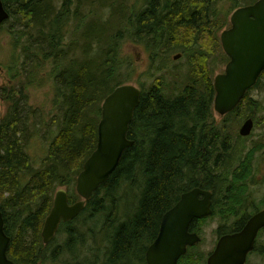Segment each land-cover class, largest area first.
Returning <instances> with one entry per match:
<instances>
[{
	"label": "trees",
	"instance_id": "obj_1",
	"mask_svg": "<svg viewBox=\"0 0 264 264\" xmlns=\"http://www.w3.org/2000/svg\"><path fill=\"white\" fill-rule=\"evenodd\" d=\"M2 1L19 33L10 36L11 41L15 49L21 47L15 67L6 68L7 84L0 87V101L8 104L7 113L0 115V199L9 194L0 204L15 264H145V251L158 234L163 214L193 188L215 194L213 217L219 218V236L240 231L264 208V200L254 204L244 190L248 183H241L252 178L254 157L264 156V148H245L247 139L230 132L236 122L255 117L259 106L250 93L264 73L239 106L216 124L209 48L211 36L217 40L216 33L226 25L217 0ZM242 1L250 5L257 0ZM131 4L136 5L127 6ZM122 9L130 11L128 17ZM119 22L123 26H117ZM127 42L142 45L156 71L161 70L155 67L159 52H180L188 60V72L179 80L181 85L156 82L144 88L135 81L142 96L127 135L133 145L81 215L60 226L63 243L42 249L40 228L56 187L68 186L69 203L79 200L74 182L97 143L101 110L94 104L133 81L130 70L122 72L120 46ZM48 79L56 84L54 108L61 114L54 119L46 157L34 167L26 152L27 116L19 106L26 96L20 94ZM128 191L132 204L117 194ZM204 221L192 223L194 232L199 233L197 226ZM90 222L93 226L85 229ZM196 249H188L179 264L203 262L194 258Z\"/></svg>",
	"mask_w": 264,
	"mask_h": 264
},
{
	"label": "water",
	"instance_id": "obj_2",
	"mask_svg": "<svg viewBox=\"0 0 264 264\" xmlns=\"http://www.w3.org/2000/svg\"><path fill=\"white\" fill-rule=\"evenodd\" d=\"M8 17L0 0V24ZM230 24L231 28L220 36L229 63L224 73L214 78L213 109L219 116L233 111L264 71V0L236 10ZM139 97V90L127 85L116 88L104 100L97 127L96 149L77 177L76 191L84 200H88L93 191L109 178L125 150L133 145L127 139V132L139 105ZM252 129L253 121L247 119L238 134L246 138ZM211 205L208 191L193 189L182 194L175 206L163 216L159 235L146 252L147 264H177L178 259L186 253V248L200 241L196 234L188 232L190 224L209 217L212 214ZM83 207L82 201L69 207L65 193L58 192L41 232L43 243L49 244L60 223L75 218ZM261 229H264V210L250 217L239 232L219 238L206 264H245ZM8 242L0 213V264H13L6 258Z\"/></svg>",
	"mask_w": 264,
	"mask_h": 264
},
{
	"label": "rangeland",
	"instance_id": "obj_3",
	"mask_svg": "<svg viewBox=\"0 0 264 264\" xmlns=\"http://www.w3.org/2000/svg\"><path fill=\"white\" fill-rule=\"evenodd\" d=\"M116 1L118 0H108L109 3H114ZM123 1L126 2L127 0ZM133 5L135 6L136 4L127 6ZM242 5H244L242 0H217V8L219 12L224 13L226 25L225 27H221L220 30L216 33L217 40H215L213 36H211V44L209 50L212 53L210 54V58L212 60L214 58V62L211 65V68L213 70L212 79H214V77L217 75L223 74L225 66L227 65V60L222 57L221 50L218 46L219 38L224 31L228 30L230 17L238 9H236V7L240 6L239 8H241ZM123 13H126L127 17L129 16V11L122 9V14ZM218 22L222 24V17H220ZM118 24L119 25L117 26H123V23L121 22H119ZM15 31V19L6 22V24H4L0 29V87L4 86V84H7L9 79L6 68L14 67V59H16V56L18 59L19 54H21V47L19 46L18 49H15V47H13L14 45H12L14 41H11L10 38V36L13 37L14 34L19 35V33H15ZM25 42L26 41H22V46L25 44ZM36 45V43L31 44V46L34 47ZM33 52L35 53V50H33ZM178 53L181 54L180 52H172L171 54H164L163 52H159L158 62L156 63L155 67L160 68L161 70L156 71L152 70L150 67V61L145 48L142 45H135L133 43L127 42L120 46V57L123 63L122 72H124L126 69L130 70L131 73L129 74H131V80H133V82L128 84H132L136 87H138V85L135 83V81L139 84H143L144 88H148L151 84L156 82L181 85L179 83V80H183V72H188V60L184 57H180L179 60L176 61L173 60L172 56ZM23 61L24 59L22 58L17 63V65L21 66ZM160 62L163 63L162 66L159 65ZM43 67L45 70L46 66L44 65ZM37 73H43V70H39ZM42 76H44V74ZM10 83L15 86L16 81H11ZM55 86L56 84L52 80L48 79L47 82L42 81L40 85L29 87L27 90L22 89L20 94L21 96H26V99H23L20 102L19 106L21 113H23L24 116H27L26 126L29 127V134L27 136L28 139L26 144V152L30 160L33 162L34 167H39L41 165V161L44 160L43 158L46 157L47 151L53 139L52 135H54V131L56 129V121L54 119L57 117V114H59V116L61 114V111L57 113L54 108V105H56L54 101L56 99V90L54 89ZM168 92L178 93L179 90H168ZM250 97L256 101V106H259V108L255 107V113L253 111L255 117L251 119L254 122V129L251 136L243 143V145L245 148L257 147L261 149L264 148V78L262 79L259 87L252 90V92L250 93ZM104 98H101L98 102H96L94 104V107L100 109L104 102ZM16 99L17 98H15V100ZM7 111L8 104L0 101V115L4 116ZM214 116L216 124L220 125L222 119H220V117H218L217 115ZM247 118L248 117L241 119L239 122H236L231 126L230 132L232 133V136L238 133L243 122ZM89 120L91 121V118ZM99 121L100 116L97 125ZM244 156L245 155L239 156L237 159V163L234 165H240L243 161ZM254 158L255 164L252 178L248 176L241 183L245 181L248 183L249 186L248 188L244 189L245 192L251 193L250 197H253L254 204H259L262 200H264V156L257 155ZM256 161L261 162L256 164ZM20 180L22 181V179ZM57 191H67L69 193L67 187H58L56 189V192ZM124 193L126 194H117L122 195V197L126 196L129 203V201L131 200V193L130 191ZM129 204H132V202H130ZM248 212H250V210ZM218 219L219 218L217 216H214L204 221L202 224H198L197 226L200 233L199 236L201 238V242L197 246L198 248L196 249L195 253L192 251V254L194 258H203V262H201L200 264H206L205 261L208 255L213 250L217 239L219 238L218 231L220 228ZM92 226L93 224L90 222L85 229ZM101 230L102 228H100L98 231L100 232ZM62 240V234L57 235L54 244L50 248H54L55 246H57V244H61ZM50 264L59 263L50 262ZM247 264H264V232L258 237L255 252L249 255Z\"/></svg>",
	"mask_w": 264,
	"mask_h": 264
},
{
	"label": "flooded vegetation",
	"instance_id": "obj_4",
	"mask_svg": "<svg viewBox=\"0 0 264 264\" xmlns=\"http://www.w3.org/2000/svg\"><path fill=\"white\" fill-rule=\"evenodd\" d=\"M204 190V189H203ZM205 191H209L211 194H212V196H211V200H212V209L214 210V204H215V198H216V196H215V194L213 193V191H210V190H205ZM199 198H201V197H199ZM45 209V208H44ZM1 212H2V214H3V211L2 210H0ZM45 211V210H44ZM191 229V231L192 232H194V227L192 226V228H190ZM41 248V247H40ZM47 247L46 246H42V249H46ZM8 250H9V248H8ZM7 256L12 260V261H15V259L13 258V255L11 254V253H9V251H8V254H7Z\"/></svg>",
	"mask_w": 264,
	"mask_h": 264
},
{
	"label": "bare ground",
	"instance_id": "obj_5",
	"mask_svg": "<svg viewBox=\"0 0 264 264\" xmlns=\"http://www.w3.org/2000/svg\"><path fill=\"white\" fill-rule=\"evenodd\" d=\"M98 25V24H97ZM46 27V26H45ZM46 37V36H45ZM92 41V40H91ZM86 43V42H85ZM91 49V48H90ZM39 83V82H38ZM4 118V117H3ZM92 125V124H91ZM230 166V165H229ZM181 188V187H180ZM119 199V198H118ZM128 202V201H127ZM22 205V204H21ZM92 239V238H91ZM82 243V242H81ZM81 264V263H80Z\"/></svg>",
	"mask_w": 264,
	"mask_h": 264
}]
</instances>
